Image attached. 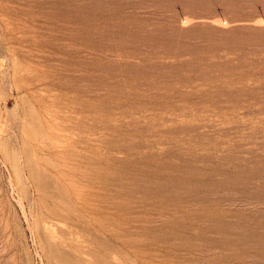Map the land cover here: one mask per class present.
Segmentation results:
<instances>
[{
	"label": "rangeland",
	"instance_id": "374dc122",
	"mask_svg": "<svg viewBox=\"0 0 264 264\" xmlns=\"http://www.w3.org/2000/svg\"><path fill=\"white\" fill-rule=\"evenodd\" d=\"M0 264H264V0H0Z\"/></svg>",
	"mask_w": 264,
	"mask_h": 264
}]
</instances>
